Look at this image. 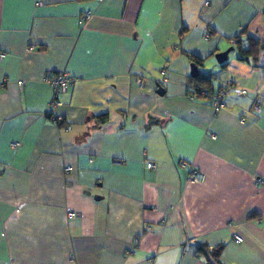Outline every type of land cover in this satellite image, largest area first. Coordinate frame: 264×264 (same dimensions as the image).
<instances>
[{
  "label": "crops",
  "instance_id": "1",
  "mask_svg": "<svg viewBox=\"0 0 264 264\" xmlns=\"http://www.w3.org/2000/svg\"><path fill=\"white\" fill-rule=\"evenodd\" d=\"M263 11L264 0H0V264H202L199 245L223 246L222 264H264ZM237 37L262 44L257 60L239 58ZM192 64L206 91L246 95L229 91L218 112L190 100ZM57 72L74 79L58 125L44 80Z\"/></svg>",
  "mask_w": 264,
  "mask_h": 264
},
{
  "label": "built area",
  "instance_id": "2",
  "mask_svg": "<svg viewBox=\"0 0 264 264\" xmlns=\"http://www.w3.org/2000/svg\"><path fill=\"white\" fill-rule=\"evenodd\" d=\"M89 16H90V13L86 12L84 14L83 19H87V18H89ZM0 57H1V55H0ZM161 74L163 76H165L164 70L161 71ZM44 80L50 86V88L52 90V98H51L49 108L46 111V114L54 124L58 125L63 120L61 117L55 116L53 114V110H54V108L60 106L61 103H60L59 98L67 92L68 88L74 83V79L71 78L65 72H57L56 74L46 76L44 78ZM163 81L164 82L167 81L165 77L163 78ZM18 84L21 85V82H18ZM137 84L140 88L143 86V82L141 80H137ZM187 90H188L187 91L188 97L190 100L194 101L197 99L198 96L205 98V99H208L211 103V106H212V109L214 112H218L220 109H222L224 107L225 96L229 93V91L233 92L237 96L246 95V91L241 90L235 86H232L230 83L226 84V86L221 91H219L217 93H210L206 90H202L200 93H196L194 87H192V86H188ZM253 112L255 114H259L260 113V107L254 106ZM65 128L68 131L70 130V126H67ZM16 146H17L16 144H12V147H16ZM180 166L181 167H187V170H188L187 181L188 182L200 184L204 181V176L201 173L190 168L187 164L181 162ZM146 167L148 169H155V164L154 163H147ZM64 171L68 172V171H70V168L66 167L64 169ZM69 216L71 217V216H73V214H69ZM233 242L235 244H239L241 242L240 237L233 235ZM137 243H138V239H135V245H137Z\"/></svg>",
  "mask_w": 264,
  "mask_h": 264
},
{
  "label": "trees",
  "instance_id": "3",
  "mask_svg": "<svg viewBox=\"0 0 264 264\" xmlns=\"http://www.w3.org/2000/svg\"><path fill=\"white\" fill-rule=\"evenodd\" d=\"M264 15V11H263ZM241 39L237 37L235 39V46L238 52L239 58L241 60L251 59L252 61L257 60V56L260 51L263 49L261 43L255 40H248L247 46L244 49L240 44ZM196 64L194 61H192ZM221 67H224V63L220 64ZM209 79L206 76L197 75L195 78H190V84L194 87L196 93H200L203 89L209 90L208 88ZM188 93V92H187ZM60 124V123H59ZM223 251V246L218 245L213 248L208 247L207 245H199L196 248V255L203 259L202 264H222L220 262V256Z\"/></svg>",
  "mask_w": 264,
  "mask_h": 264
},
{
  "label": "water",
  "instance_id": "4",
  "mask_svg": "<svg viewBox=\"0 0 264 264\" xmlns=\"http://www.w3.org/2000/svg\"><path fill=\"white\" fill-rule=\"evenodd\" d=\"M229 51H231V48H229L225 52H223V53H221V54H219L218 56L215 57V59H216L218 64H220V63H222L223 61L226 60L227 54H228ZM190 68H191V72H190L191 77L192 78L196 77L197 74H196L195 66L192 64L190 66ZM156 94L159 95V96H162L163 95V90L160 87H158L157 90H156Z\"/></svg>",
  "mask_w": 264,
  "mask_h": 264
}]
</instances>
